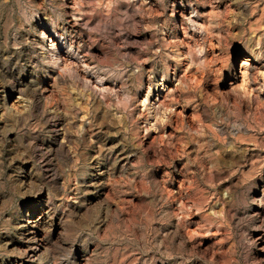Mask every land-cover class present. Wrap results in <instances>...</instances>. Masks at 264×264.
I'll use <instances>...</instances> for the list:
<instances>
[{
	"label": "rangeland",
	"instance_id": "1",
	"mask_svg": "<svg viewBox=\"0 0 264 264\" xmlns=\"http://www.w3.org/2000/svg\"><path fill=\"white\" fill-rule=\"evenodd\" d=\"M0 264H264V0H0Z\"/></svg>",
	"mask_w": 264,
	"mask_h": 264
},
{
	"label": "bare ground",
	"instance_id": "2",
	"mask_svg": "<svg viewBox=\"0 0 264 264\" xmlns=\"http://www.w3.org/2000/svg\"><path fill=\"white\" fill-rule=\"evenodd\" d=\"M243 62H246V60L244 59ZM245 64V63H244Z\"/></svg>",
	"mask_w": 264,
	"mask_h": 264
}]
</instances>
